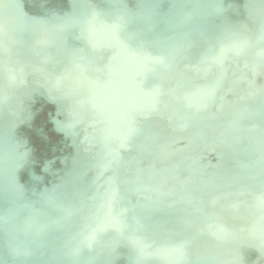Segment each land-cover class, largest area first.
<instances>
[{
    "label": "water",
    "instance_id": "1",
    "mask_svg": "<svg viewBox=\"0 0 264 264\" xmlns=\"http://www.w3.org/2000/svg\"><path fill=\"white\" fill-rule=\"evenodd\" d=\"M6 2L19 7L9 9L0 21L9 49L0 55L4 61L0 66V100L18 99L19 107L33 106L36 110L38 116L26 123L27 128L46 134L48 139L32 138L38 150L31 145L29 150L31 163L44 184L40 192L49 196H17L6 204L0 194V218L8 212L7 216L16 219L20 208H26L23 227L17 230L11 221L5 225L9 245L31 252L47 241L52 220L43 225L38 222L43 208L52 207L65 213L63 219L76 229L71 232L63 221L64 227L53 233L60 245L58 254L70 264L84 259L85 250L107 259L91 239L99 234L119 237L139 264H161L166 256L182 258L188 264H229L226 257L233 254V246L252 258H264V176L260 172L259 139L242 134L235 145L228 143L226 134L217 132L224 144L211 143L209 154H202L204 149L196 142L186 143L177 130L190 121L203 131L212 126L201 114L194 119L188 107L196 113L210 112L212 119L222 120L225 126L231 121L243 126L259 122L264 129V120L246 114V110H261L259 103L248 102V94L259 91L264 102V0ZM94 14H99L96 30L90 32L87 21ZM118 14L126 16L128 32L143 34L155 42L153 46L138 57L120 53L102 33L100 24L112 23ZM65 23L62 30L53 27ZM44 29L47 42L38 44ZM162 48L168 49V59L156 64L153 59L161 55ZM14 49L26 57L13 58ZM229 93L232 97L227 99ZM3 103L0 108L5 107ZM181 104L185 115L173 125L169 121ZM219 105L223 111L218 110ZM61 108L71 109L64 116L65 124L56 120ZM13 115L9 120H16ZM69 124L72 127H66ZM81 127L85 128L84 141L76 131ZM164 131L165 137L182 140L185 149L173 148L169 154L172 148L166 146L171 143ZM15 141L10 154L19 161L27 139ZM57 144L72 149V153L58 156ZM250 148L258 153L245 159V149ZM109 150L120 159L115 161ZM45 151L52 157L39 169ZM77 169L84 172L90 185L60 182L59 174ZM240 170H245L241 177ZM157 179L162 180L161 190L151 184ZM24 185L33 188L30 181L24 180ZM174 187L178 189L172 195ZM59 188L71 195L63 199L55 190ZM211 188L227 197L226 205L217 204L218 196L210 193ZM86 217L93 219L89 222ZM118 219L125 222L122 229ZM3 222L0 219V224ZM133 236L142 243L133 244ZM249 242L253 253H248ZM113 249L123 263L120 254L125 248L114 245ZM48 260L55 263L53 257Z\"/></svg>",
    "mask_w": 264,
    "mask_h": 264
},
{
    "label": "bare ground",
    "instance_id": "2",
    "mask_svg": "<svg viewBox=\"0 0 264 264\" xmlns=\"http://www.w3.org/2000/svg\"><path fill=\"white\" fill-rule=\"evenodd\" d=\"M81 38V37H80ZM83 39V38H82ZM85 39V38H84ZM12 57L17 58V59H22L23 57H26L23 51L14 49L12 52ZM36 62H38V59H35ZM223 68V67H221ZM222 73H225L223 71ZM41 81L45 82L46 79L45 77H41ZM45 83H48L47 81ZM71 84V83H70ZM2 85V84H1ZM3 89L5 86H3ZM13 96H16L17 93L13 91H9ZM111 96L115 99L116 96L111 93ZM229 97H232V94L229 93L226 95V98L229 99ZM248 97V102L252 105L259 103L258 108H260V111H255V112H249L246 110V114L249 115L252 119L258 120L262 119L264 120V102L259 98V91H254L250 94L247 95ZM19 101L18 99H9L5 101L4 103L0 100L1 103L5 107L0 108V194L3 195V202L6 204H11L14 199H17L18 197H27L29 195H33L36 197H46L45 193H41L40 189L44 187V184L40 181L39 178V173H37L36 167L32 165L31 159H32V152L29 150V145H31L34 149H37L36 142L33 139L40 138V139H48L47 135L44 133H38V132H32L28 130L27 126L30 123L31 119H34L38 116L36 113V110L34 109L33 106H24V107H19ZM0 103V104H1ZM221 106L219 105L218 110H222ZM252 109H250L251 111ZM10 111H13L10 113ZM71 109L70 108H61V112L58 111L59 113V118L56 120L58 121L57 123L59 124H65L64 116L68 115L70 113ZM184 106L178 105L175 107V113L174 117L172 120L169 122H172L173 125L176 124V122L181 119L185 115ZM187 111L189 114L195 119V117H199L198 115L201 114L200 116L204 117V120L210 119V124L212 125L209 129H205L204 131L200 129L201 126H197V123H194V121H190L188 125L181 127L177 130L180 131V134L182 137H184L186 143L187 142H196L204 151H202V154L206 153L209 154L208 150L210 148L211 143H214L216 146H220L224 144L225 140H221L220 136H218L216 133H222L226 134L228 137V143L232 142L235 144V139L240 137L242 134L246 135H251V136H256L258 139L260 138L261 135V129L262 126L259 125V122H256L253 125H247L243 126L240 124H237L236 121H231L229 124L222 125V120L217 119L214 117L210 116V112H203V113H196L194 112V108H187ZM223 111V110H222ZM245 111V110H244ZM249 112V113H248ZM13 115V117L16 119L15 121L9 120L10 115ZM240 114V113H239ZM245 115L244 113H241ZM9 115V116H8ZM169 120V119H166ZM18 121V122H17ZM28 125H27V124ZM170 124V123H169ZM80 125V124H79ZM200 125V124H198ZM263 125V124H262ZM164 127L166 128L167 125L164 124ZM17 131V132H16ZM76 131L80 134L81 138H83V141L85 140V128H77ZM203 131V132H199ZM24 132H27V134H30L31 136L28 138L25 136L26 134ZM259 132V133H258ZM82 133V135H81ZM215 133V136L213 135ZM164 137L166 132H163ZM24 136L27 139V142L24 144L22 147V152L21 156L19 158V161H16L11 158L10 152L13 151L14 149V143H16L15 139L26 141ZM33 138V139H32ZM212 138L211 141L208 139ZM165 139L170 142L171 144L169 148H172L171 150L168 151L171 152L173 148H179L177 151L184 150L185 149V144L183 145L182 140L175 139L174 137H165ZM31 141V142H30ZM236 145V144H235ZM55 152L58 153V156L60 154L63 155H69L72 153V149L67 148L61 144H57L54 146ZM38 150V149H37ZM237 153L240 152L239 149L236 148ZM43 152L41 154V163H39L38 168L42 169V167L47 166V162L49 159H51V153L50 152ZM245 159H251L254 158L257 155V151L253 148L248 149V151L245 149ZM19 154V153H17ZM34 154H38L34 152ZM172 154V153H169ZM192 154V152H191ZM244 154V153H243ZM39 156V154H38ZM240 157L241 153L238 155ZM57 158V157H55ZM243 158V157H242ZM88 162H91L90 159H86ZM93 166V165H90ZM51 170L54 172L56 168L50 167ZM245 170H240L238 175L241 177L242 174H245ZM57 172V171H55ZM60 178V182L62 184L69 183L70 181H75L77 183H81L83 185H90V180L87 179L86 175H84L83 171H80V169L73 170L71 173H66L65 175L59 174L58 175ZM10 177V178H9ZM225 177V176H224ZM24 180L30 181V187L31 185L33 186L32 189L28 188L27 186L24 185ZM230 182V181H228ZM162 180L157 179L154 180L151 184L153 187H155L158 190L160 189V186L162 185ZM213 188V187H212ZM212 188L210 193L212 195L217 194L218 199H217V204H223L226 205L227 197L221 193V192H212ZM29 189V190H28ZM178 188L174 187L172 190H170V193L173 195L174 192ZM28 190V192H27ZM57 194H59L63 199L65 196L71 195L69 191L66 189H55ZM49 197V196H48ZM46 197V198H48ZM25 200V199H24ZM15 204V202L13 203ZM222 207V205H221ZM20 208V214L17 215L16 219H12L13 217L7 216L8 212L6 214H3V218H0L4 222L0 224V257H6L4 258L7 261V264H21L20 260H16L12 257L10 253V245L7 242V229L5 225L13 224V226H17V230L23 226H20L23 221L21 218L24 216V209L26 208ZM6 208L3 209L2 213ZM55 209L51 208H43L42 216L39 219V222L41 225L46 223L49 220H52L51 224V229L49 231V238L47 241H45L43 244L40 246L36 247L30 252V255L23 257L24 261H26V264H70V262L67 261V259L63 256H60L58 254L60 245H58V241H56L57 235L53 234L56 233V231H59L61 228L64 227V222L67 221L64 220L63 217L65 216V213L62 211H53ZM233 212V211H229ZM164 213H160L159 215L162 216ZM54 215V216H53ZM54 217V218H53ZM225 217L228 220H232V217L229 215H225ZM230 222V221H229ZM70 222L67 221L66 228L68 227V230L71 232H75L76 229L73 228ZM25 228V227H24ZM52 233V234H50ZM94 240L93 245H95V249L105 255V260L99 259L97 252H92L90 251H84V259L77 261L78 264H139L137 261H135L131 255V250L130 247L127 243L122 241L119 237L115 236H107L105 234H99L96 237L91 238ZM208 239V238H207ZM210 240V239H208ZM244 242V241H243ZM247 243V241H246ZM244 242V244H246ZM250 246L248 249V253H253L254 249L249 242ZM115 246H122L125 248V251L120 254L122 262H119L118 255L115 254V250L113 249ZM240 247V246H239ZM83 250V249H82ZM239 248H236L235 246L232 247V253L230 256L228 255L226 257V260L229 264H264V258L261 257H255L252 258V254H248L244 251H238ZM133 251V250H132ZM264 252V248L261 250ZM53 257L55 259V263H50L49 258Z\"/></svg>",
    "mask_w": 264,
    "mask_h": 264
},
{
    "label": "snow or ice",
    "instance_id": "3",
    "mask_svg": "<svg viewBox=\"0 0 264 264\" xmlns=\"http://www.w3.org/2000/svg\"><path fill=\"white\" fill-rule=\"evenodd\" d=\"M143 6L144 5L141 4V7ZM13 7H19V6L14 5L10 2H6V0H0V21L4 19L5 13ZM98 16L99 14H94L93 18L87 21V25L90 32H95L96 30L95 25L97 23ZM100 24H101L102 33L107 35L110 38V40L114 42L115 47L118 49V51L126 56L138 57L144 51V49L153 46V44L155 43L153 40L144 36L141 33L128 32L127 19L126 16L123 14H118L114 18L113 22L110 24L104 23L102 21L100 22ZM66 26L67 23L54 25L53 27L56 30H62ZM46 37H47V29H44L43 35L40 38H38L37 43L38 44L46 43L47 42ZM169 39H173V38L170 37ZM261 41L264 42V33H262L261 35ZM8 51L9 49L3 40V28L2 26H0V55L5 54ZM167 51L168 49L162 48L161 55L155 57L153 59V62L156 64H163L165 60L168 59V57L165 55ZM261 55L264 56V52H262ZM212 59L215 60L216 57H212ZM3 65H4V61L0 60V66ZM22 74H23V69H21V75ZM21 82H23L22 79ZM66 127H72V125L69 124ZM109 151L115 161H118L120 159V157L116 155L114 152H112L111 150ZM259 152H260V157H259L260 172H261V176H264V129H261V135L259 138ZM92 219L93 217H86V221L90 222ZM116 222L121 226L122 229L125 222L122 219H118ZM130 239L132 240L133 244L142 243L141 239L138 237L133 236L130 237ZM10 253L14 259L20 260L21 264H26V261H24L21 258L30 255L29 250H22L20 247L12 246L11 244H10ZM0 264H7V261L4 258L0 257ZM74 264H78V262H74ZM161 264H188V262L182 258L166 256L161 259Z\"/></svg>",
    "mask_w": 264,
    "mask_h": 264
}]
</instances>
